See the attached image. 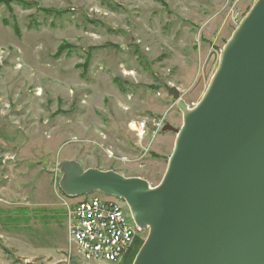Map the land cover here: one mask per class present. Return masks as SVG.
I'll return each instance as SVG.
<instances>
[{
	"label": "rangeland",
	"instance_id": "1",
	"mask_svg": "<svg viewBox=\"0 0 264 264\" xmlns=\"http://www.w3.org/2000/svg\"><path fill=\"white\" fill-rule=\"evenodd\" d=\"M256 1L0 0V264H104L70 237L81 198L63 190L60 165L158 185L177 137L162 128L184 122L163 83L195 107ZM141 119L143 137L130 128ZM92 195L131 218L124 200Z\"/></svg>",
	"mask_w": 264,
	"mask_h": 264
},
{
	"label": "water",
	"instance_id": "2",
	"mask_svg": "<svg viewBox=\"0 0 264 264\" xmlns=\"http://www.w3.org/2000/svg\"><path fill=\"white\" fill-rule=\"evenodd\" d=\"M163 85L184 122L162 128L177 137L161 182L66 161L63 190L126 202L149 229L133 264H264V0L233 32L195 107Z\"/></svg>",
	"mask_w": 264,
	"mask_h": 264
},
{
	"label": "built area",
	"instance_id": "3",
	"mask_svg": "<svg viewBox=\"0 0 264 264\" xmlns=\"http://www.w3.org/2000/svg\"><path fill=\"white\" fill-rule=\"evenodd\" d=\"M130 128L139 137L147 135L146 120H135ZM111 197V196H110ZM73 202L67 212L71 239L79 247L86 262L114 264L123 260L132 249L139 228L123 205L112 198L89 194ZM79 261V260H78Z\"/></svg>",
	"mask_w": 264,
	"mask_h": 264
},
{
	"label": "trees",
	"instance_id": "4",
	"mask_svg": "<svg viewBox=\"0 0 264 264\" xmlns=\"http://www.w3.org/2000/svg\"><path fill=\"white\" fill-rule=\"evenodd\" d=\"M142 244H143V240H141L139 237L136 238V241L132 249L125 255V257L119 264H130L131 261L135 258Z\"/></svg>",
	"mask_w": 264,
	"mask_h": 264
},
{
	"label": "flooded vegetation",
	"instance_id": "5",
	"mask_svg": "<svg viewBox=\"0 0 264 264\" xmlns=\"http://www.w3.org/2000/svg\"><path fill=\"white\" fill-rule=\"evenodd\" d=\"M142 230L138 231L137 235H136V238L139 237L140 233H141ZM136 241V240H135Z\"/></svg>",
	"mask_w": 264,
	"mask_h": 264
}]
</instances>
